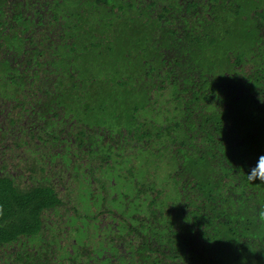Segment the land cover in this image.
<instances>
[{
    "label": "trees",
    "instance_id": "1",
    "mask_svg": "<svg viewBox=\"0 0 264 264\" xmlns=\"http://www.w3.org/2000/svg\"><path fill=\"white\" fill-rule=\"evenodd\" d=\"M260 154L264 0H0V264H264Z\"/></svg>",
    "mask_w": 264,
    "mask_h": 264
},
{
    "label": "clouds",
    "instance_id": "2",
    "mask_svg": "<svg viewBox=\"0 0 264 264\" xmlns=\"http://www.w3.org/2000/svg\"><path fill=\"white\" fill-rule=\"evenodd\" d=\"M246 176L247 181L250 183H252L253 181L264 183V154L258 155L255 161L250 166H248Z\"/></svg>",
    "mask_w": 264,
    "mask_h": 264
},
{
    "label": "rangeland",
    "instance_id": "3",
    "mask_svg": "<svg viewBox=\"0 0 264 264\" xmlns=\"http://www.w3.org/2000/svg\"><path fill=\"white\" fill-rule=\"evenodd\" d=\"M84 163H90L92 166H97L99 163H100V161H99V159L98 158H94V159H87V160H85V162ZM94 186V185H93ZM93 189H95V191H96V195H102V196H105L108 200H109V198H110V195H111V193L108 191V192H101V191H99L96 187H93ZM74 191V193L77 191V190H75V186H74V189H73ZM72 191L71 192H68V193H66V194H63L64 196H67V195H70V194H73L74 195V193H73ZM70 206V203L68 204V207ZM108 220V219H107ZM72 242V240H70V242L69 243H71ZM69 245V244H68Z\"/></svg>",
    "mask_w": 264,
    "mask_h": 264
}]
</instances>
